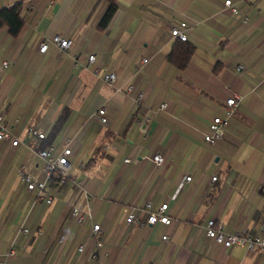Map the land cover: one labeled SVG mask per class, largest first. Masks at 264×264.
I'll use <instances>...</instances> for the list:
<instances>
[{"label":"crops","instance_id":"obj_1","mask_svg":"<svg viewBox=\"0 0 264 264\" xmlns=\"http://www.w3.org/2000/svg\"><path fill=\"white\" fill-rule=\"evenodd\" d=\"M224 1L117 0L116 13L99 31L102 0H0V8L22 3L24 19L17 36L0 28V64L13 60L0 72L4 123L21 140L37 127L46 137L38 148L49 144L57 151L79 134L69 175L85 178L97 197L91 222L100 225L101 243L96 259L88 258L92 248L78 259L76 246L91 226L71 217L73 206L86 205L82 191L70 179H54L45 205L17 172L24 167L42 179V160L24 144L3 140L0 258L14 248L20 252L12 264H264V250H222L204 228L214 218L227 232L243 227L257 234L264 220V0H231L250 18L247 25L222 11ZM180 22L195 47L183 68L167 60L178 40L170 28ZM56 34L70 38V48L48 43L41 52L40 44ZM89 54L96 56L92 64ZM108 72L117 76L114 86L103 81ZM233 94L237 107L226 139L205 142L207 123L223 115ZM161 102L165 110L158 109ZM100 106L108 123L86 129ZM62 110L69 114L49 138ZM145 116L151 119L143 133L138 121ZM155 154L164 162H154ZM146 203H167L171 222L146 223ZM132 208L142 225H125Z\"/></svg>","mask_w":264,"mask_h":264},{"label":"built area","instance_id":"obj_2","mask_svg":"<svg viewBox=\"0 0 264 264\" xmlns=\"http://www.w3.org/2000/svg\"><path fill=\"white\" fill-rule=\"evenodd\" d=\"M225 13H228L230 16L239 17L242 24H249L250 18L245 15L240 14L239 7L235 5L231 0L224 1V8L222 10ZM187 27L186 22H180L179 24L172 26L170 28V34L173 38L185 41L186 34L185 29ZM48 43H52L55 46H58L60 49L68 50L72 44L70 38L61 37L59 34L53 35L50 39L40 44L39 50L44 52L47 49ZM96 60L94 54L88 55V63L92 64ZM13 60H3L0 64V72H2L6 67L12 63ZM143 62H147V59L144 58ZM243 66H237V70H242ZM97 72V70H95ZM116 74L114 72H108L104 74L103 81L107 84L114 86L116 81ZM119 90V88H118ZM132 92V86L128 85L125 88L126 95H130ZM144 99L143 94L139 93L136 97V101L141 103ZM237 95L233 94L226 99V107L224 109L222 116H215L207 123V130L203 133V139L209 144L217 143L221 140L226 139L225 129L229 125V120L233 116L234 111L237 107ZM167 102H161L158 106V109L165 110L167 108ZM153 114L157 110H150ZM151 118L149 116L143 117L142 120H139L138 123L141 127L143 133L147 132V124ZM106 125L108 123V118L106 115V108L100 106L95 112H93L85 128L94 125V124ZM28 138L21 140L16 134L15 127L8 126L4 123L3 114L0 113V141L9 140V146L14 147L20 144H24L28 149L35 152L37 156L42 160L43 167V178L38 179L34 177L30 172L24 167L18 168L17 172L24 182L26 189L29 192H34L37 198L42 199L45 205L51 204L52 196L49 193V184L52 181L54 176H58L61 181L70 179L74 185V189L82 191L86 205L84 208L79 206H73L71 209V217L79 225H83L87 220L91 222L92 211L94 208V201L97 200L92 193H90L85 188V178H77L69 175V169L73 164V154L74 148L79 144V134L69 138L66 144L60 151H57L53 145H48L44 148H38V144L45 138V133L38 129L37 127H29L27 130ZM129 159H125L124 162H128ZM153 161L157 164L164 162V158L155 154L153 156ZM191 180L190 175H186L184 178L185 182ZM216 177L212 176L211 181H215ZM182 183L180 184V187ZM168 204L161 203L158 207H153L150 203H146L143 206V209L147 211L148 216L146 223L154 224L156 222L169 224L171 222L170 217L166 214ZM134 208L128 210L125 216V225L138 223L142 225L143 223L139 220L138 215H136ZM205 234L208 238L214 240V242L222 249L227 250L233 245L246 247L248 250H264V220L259 224L258 233L250 234L243 227L234 229L233 231L227 232L224 230L223 224L217 222L214 218H209L205 224ZM21 231L28 233V228L23 226ZM100 231V225L97 223H92L90 226V233L86 240L83 243H80L76 246V252L78 259H82L84 253L87 249L92 248L89 252V259H96L98 257V249L101 246V243L96 239L97 233ZM163 239H166L167 236H163ZM20 252V249L10 248L4 255L0 258V264H12L9 262V259L17 255Z\"/></svg>","mask_w":264,"mask_h":264},{"label":"trees","instance_id":"obj_3","mask_svg":"<svg viewBox=\"0 0 264 264\" xmlns=\"http://www.w3.org/2000/svg\"><path fill=\"white\" fill-rule=\"evenodd\" d=\"M106 3V7L100 16L96 28L99 31H104L109 25L111 19L117 11L118 2L117 0H102ZM22 3L17 2L8 7L0 8V28H6L8 33L12 36H17L24 26V19L21 15ZM195 47L188 41L176 40L172 46L171 51L167 55L169 63L176 65L178 68H183L189 62ZM69 112L62 110L57 116L55 124H53L51 131L49 132V138L54 137V134L60 129L64 123ZM46 137L42 140V142ZM49 145V144H47ZM44 145V146H47ZM59 180L58 176H54L52 181Z\"/></svg>","mask_w":264,"mask_h":264}]
</instances>
